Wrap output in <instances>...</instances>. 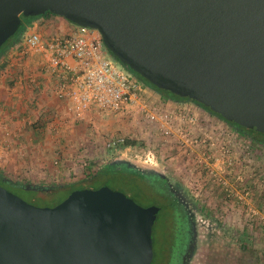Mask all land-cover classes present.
I'll return each instance as SVG.
<instances>
[{
    "label": "water",
    "instance_id": "water-1",
    "mask_svg": "<svg viewBox=\"0 0 264 264\" xmlns=\"http://www.w3.org/2000/svg\"><path fill=\"white\" fill-rule=\"evenodd\" d=\"M46 12L97 30L113 62L184 98L169 101L203 105L221 123L264 133V0H0V47L23 17ZM118 163L174 179L125 151L108 160ZM157 212L108 186L37 206L0 184V264H151ZM205 251L195 233L183 264Z\"/></svg>",
    "mask_w": 264,
    "mask_h": 264
},
{
    "label": "built area",
    "instance_id": "built-area-1",
    "mask_svg": "<svg viewBox=\"0 0 264 264\" xmlns=\"http://www.w3.org/2000/svg\"><path fill=\"white\" fill-rule=\"evenodd\" d=\"M25 42V49L29 47L46 54L48 69L58 78L57 96L79 121L91 124L98 117L127 113L148 127L146 139L162 137L178 154L183 149L184 154L190 150L189 154L195 158L192 169L205 173L196 189L218 185L227 190L235 204H247L250 192L244 184L240 191L238 184L243 179L237 175L236 185H230L222 165L231 170L233 162L226 157L234 156L237 163L238 144L243 143V148L250 150V142L195 106L178 105L163 100L158 94L151 96L154 91L107 56L97 30L73 26L71 32L49 39L32 32ZM124 142V137L111 139L105 144V150L115 149Z\"/></svg>",
    "mask_w": 264,
    "mask_h": 264
},
{
    "label": "crops",
    "instance_id": "crops-1",
    "mask_svg": "<svg viewBox=\"0 0 264 264\" xmlns=\"http://www.w3.org/2000/svg\"><path fill=\"white\" fill-rule=\"evenodd\" d=\"M35 21L37 25L32 26V32H38L44 39L67 34L73 28L56 15L44 18L41 23ZM25 45L24 40L0 61V167L33 179L70 181L66 178L70 169L64 163L70 164L76 155H73L74 151L66 150L63 143L74 139L85 122L73 116L66 103L58 98V78L48 69L46 54L29 47L25 49ZM124 114L127 113L118 115ZM96 122L95 118L93 123ZM238 145L237 163H234V156H227L226 160L233 162L232 169L222 165L225 174L228 173L229 184L236 185L239 175L243 179L241 184L238 183L240 191L245 187L250 192L249 197L254 195L251 187L256 188L257 194L264 193V184L261 183L264 148L253 145L247 150L243 143ZM58 158L60 160L56 163ZM210 189L222 193L219 200L222 203L239 205L228 197L223 187L217 185ZM246 201L250 204L248 199Z\"/></svg>",
    "mask_w": 264,
    "mask_h": 264
},
{
    "label": "rangeland",
    "instance_id": "rangeland-1",
    "mask_svg": "<svg viewBox=\"0 0 264 264\" xmlns=\"http://www.w3.org/2000/svg\"><path fill=\"white\" fill-rule=\"evenodd\" d=\"M196 113L200 114L197 110ZM96 119L98 121L96 123L82 124V127H79L78 129L79 131L76 132L75 138L68 139V141L66 140L65 143H63L66 150L69 149L68 151H70V153L74 151L75 154L73 155H76L74 161L70 162V164H67L66 162L64 163V166L67 165L70 169L66 178L69 180L82 179L81 177L83 176V173L81 165L106 152L105 144L107 141L116 137H124L125 140H135L136 145L124 146L122 144L117 148L108 151H111V153L125 151L129 157V149L131 148L136 151L139 150L150 153L155 155L158 159L166 162L186 184L194 186L191 190L202 202H205L209 207L222 213L231 225L246 231L250 235L256 249L259 251L257 264H264V218H262L264 217V193L257 194V191L254 190L256 188L250 186L251 191L254 193L251 197H249V195L247 196L250 204L233 206L229 205V203H222L219 201L222 197V193H219V190H211L209 186L196 189L198 186L200 187V182L202 177L205 176V173H197L192 169V166L195 164V158L194 155L189 154V149H187V153L185 154L184 149L182 154H178L173 146L168 147V142H164L162 137L157 136L154 139H146L148 135V127L144 123L137 122L133 117H129L128 114H124V116L112 114L110 116H102ZM250 146L253 147V144L250 143ZM260 147L264 148V146ZM261 183L264 184V177L261 179ZM103 185L125 193L143 207L154 204L160 205L161 210L158 213L152 233L155 252L152 264L162 263L164 248L169 244V241L171 240L170 235H172L173 232L170 233L169 231L171 225L169 217L171 212L165 208L164 200L154 191L145 186L138 189L130 179H127L125 175L118 173L113 177H99L93 181V183L85 184L83 186L96 189ZM68 194V188H61L53 190V192L48 194L46 193V195H42L43 197L31 198L28 193L22 196L28 202L37 206H54L63 200ZM199 258L201 257L199 256ZM203 259L204 258L200 260L202 261Z\"/></svg>",
    "mask_w": 264,
    "mask_h": 264
},
{
    "label": "flooded vegetation",
    "instance_id": "flooded-vegetation-1",
    "mask_svg": "<svg viewBox=\"0 0 264 264\" xmlns=\"http://www.w3.org/2000/svg\"><path fill=\"white\" fill-rule=\"evenodd\" d=\"M136 77L141 81L140 77ZM168 99H172L173 101L184 100V98L173 97H168ZM195 105L198 109L203 110L199 104L195 103ZM222 124L227 129H229L228 126L232 127L236 131L237 136L253 145L262 146L260 143L264 142L263 132L251 130L227 121H223ZM115 154L107 150L103 154L83 163L81 165L83 176L77 187H80L78 189L90 188L83 185L93 183L99 177H113L118 173L125 175L138 189L145 186L161 197L164 200L165 208L171 212L169 217V221L171 222L169 231L170 233L173 232L170 235L171 240L169 244L164 248L163 260L160 264H183L184 256L191 242L194 241L195 233H198L200 242L206 241L207 250L202 261L198 257V253H196L191 264H257L259 251L256 249L250 235L246 231L231 225L222 213H219L209 207L205 202H202L166 162L150 153L129 149V157H139L159 164L165 169L167 174H170L175 179L173 184L171 181L174 179H168L156 174H145L123 163L108 164V160ZM105 171H108V173ZM53 190L56 189L39 188L37 192L31 193V196L43 197L42 195L53 192ZM150 206H156L158 208V216L161 210L160 205L154 204ZM191 210H196L195 212L198 213V216L193 215ZM154 253L153 240V258L155 256Z\"/></svg>",
    "mask_w": 264,
    "mask_h": 264
},
{
    "label": "trees",
    "instance_id": "trees-1",
    "mask_svg": "<svg viewBox=\"0 0 264 264\" xmlns=\"http://www.w3.org/2000/svg\"><path fill=\"white\" fill-rule=\"evenodd\" d=\"M52 15L50 12H46L43 15L35 16V17H23L22 21L20 23L19 29L17 32L11 36L1 47H0V58L1 60L6 58L8 54L11 52L10 50L14 48V46L20 45L25 39L21 38V34L24 33L29 26H31L32 21L38 20L39 23L42 22V20L46 17H49ZM135 79L140 81L136 76H134ZM146 87L154 91L156 94H158L163 100H167L168 97L173 98H181L179 96H176L169 91H164L160 88H157L153 84L149 82H145L144 84ZM168 95V97H167ZM203 108V111L213 117H217L216 114L212 113L208 108L204 107L203 105H200ZM124 146H133L136 145L135 140L127 139L125 140ZM3 169V170H1ZM108 173V171H105ZM0 184L7 188L8 190L20 195L22 198H24L22 195H25L28 193L29 196H31V193H35L40 189H61V188H68L69 193L75 189H78L80 187H77L80 184V180H70V181H64V180H58V181H44V180H38L33 179L21 175L14 174L12 171L8 170L7 168L0 167ZM33 198V195L31 196ZM25 199V198H24ZM26 200V199H25ZM59 203V202H58Z\"/></svg>",
    "mask_w": 264,
    "mask_h": 264
}]
</instances>
